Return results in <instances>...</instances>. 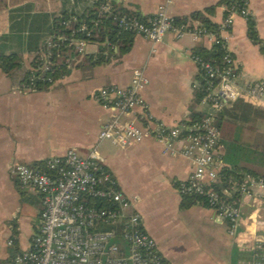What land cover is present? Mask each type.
<instances>
[{
    "label": "crops",
    "instance_id": "1",
    "mask_svg": "<svg viewBox=\"0 0 264 264\" xmlns=\"http://www.w3.org/2000/svg\"><path fill=\"white\" fill-rule=\"evenodd\" d=\"M62 2L0 0V49L5 54L21 53L26 64L29 55L26 43H22L28 35L26 17L38 19L39 15L37 45L43 58L41 49L47 38L40 32L41 15L55 14ZM111 3L144 18L162 9L171 18L186 19L184 23L191 28L201 26L199 21L189 17L192 13L202 14L215 27L225 12L221 0H110V7ZM71 5L80 11L91 2H71ZM247 9L259 44L249 40L247 23L239 17L219 34L226 39V48L240 73L239 87L254 81L264 83V0H247ZM210 47V40L194 39L190 35L175 38L165 34L155 44L133 35L126 52L118 54L113 47L112 52L105 55V61L96 64L98 47L86 44L81 54L67 62L63 73L48 88L38 92L13 87L10 78L0 72V212L5 206L12 207V211H6L7 227L3 238L0 235V260H10L18 252L28 249L38 228L35 205L40 198L33 190L18 189L11 167L41 165L47 159L64 155L69 149L84 157L95 146L100 128L112 115L99 106L93 94L100 87L111 84L128 86L133 70H142L147 79L140 96L154 120L166 126L186 120L196 77L191 54L195 49ZM244 97L247 96L240 93L228 104L234 105L238 101L244 108L247 106ZM255 102L264 108V102ZM202 110L200 105L195 108L196 112ZM227 123L224 115L222 124ZM224 152L220 144L219 154L224 167L241 168L240 164L224 161ZM96 155L115 179L119 190L133 200L143 229L153 238L167 264L256 263L254 247L264 241L254 240L248 251L242 253L241 250L248 235L256 231L253 219H264L263 201L238 198L236 206L241 218L235 235L229 236L225 225L215 221L213 212L201 202H181L174 185L186 180L192 170L190 161L178 155L162 154L160 145L150 137L125 150L102 142L97 145ZM128 166L135 171V187H128L122 179L121 171ZM16 203L29 207L30 214L16 215ZM7 241H10L9 245Z\"/></svg>",
    "mask_w": 264,
    "mask_h": 264
},
{
    "label": "built area",
    "instance_id": "2",
    "mask_svg": "<svg viewBox=\"0 0 264 264\" xmlns=\"http://www.w3.org/2000/svg\"><path fill=\"white\" fill-rule=\"evenodd\" d=\"M95 1H99L101 13L110 12V0ZM249 16L247 0L233 3L215 33L176 23L162 9L144 20L129 16L116 19L120 31L132 32L151 44L165 34L206 38L211 45L220 43L224 51L222 66L211 65L191 54L203 82L199 102L203 115L198 120H180L172 126L154 120L140 96L147 79L139 69L131 72L126 87H100L93 98L112 115L100 128L95 146L84 157L69 149L39 166L13 165L10 169L18 189L33 190L41 205L37 232L28 249L13 257L12 264H167L153 238L143 229L133 200L119 190L111 173L99 162L96 148L102 142L125 150L150 137L160 145L162 154L190 161L192 170L186 180L179 182L176 192L199 197L213 212L215 221L225 225L228 235H235L241 217L231 199L246 197L264 202V180L238 173L224 179V186L219 185L220 172L225 167L219 154L220 132L215 117L240 93L253 101L260 100L264 97V83L254 81L238 86L240 73L226 48V39L219 34L236 17L246 20ZM77 31H85V36H89L84 25ZM73 44L77 54H81L86 42L77 40ZM50 48L51 42L46 41L43 58L50 56ZM46 69L44 66L43 70ZM196 87L194 83L193 88ZM253 254L255 264H264V243H258Z\"/></svg>",
    "mask_w": 264,
    "mask_h": 264
},
{
    "label": "trees",
    "instance_id": "3",
    "mask_svg": "<svg viewBox=\"0 0 264 264\" xmlns=\"http://www.w3.org/2000/svg\"><path fill=\"white\" fill-rule=\"evenodd\" d=\"M62 1L58 12L55 14L41 15L40 28H42V30H40V32L45 33L47 38L46 41H49L52 44V48H50V56L48 58L45 59L41 57V51H39L37 45L39 42V15L38 19H35L33 16L26 17L27 19L25 23H27L26 31L28 32V35L22 39V43H26V53L29 55L26 64L22 61L21 53L11 51L5 54L3 49H0V72L10 78L13 87L19 88L22 91L26 87L28 92H38L48 88L51 83L63 73L67 62L78 55L73 44L74 41L77 40H84L86 44H93L98 47L97 55L94 60V63L96 64L105 61V55L110 54L113 47L116 48L118 54L126 52L130 45V37L134 34L132 32L120 31L116 25V19L121 16L136 17L141 20L146 19L136 13L127 11L125 8L116 7L113 3H111L112 7L110 12L101 13L98 8L99 1L89 0L91 5L80 11L74 10L71 2L75 4L86 0ZM243 1L244 0H221L225 6L224 16L227 9L233 3H241ZM189 17L199 21L201 23V28L210 32H216V26L214 27L209 24L202 14L192 13ZM71 18H74V21H71ZM185 20L186 19L183 18L174 19V22L184 23ZM245 22L247 23V37L253 44H259L251 17L249 16ZM80 25L85 26L87 32H89L88 37L85 36V31H77ZM216 37L218 38V36ZM5 40L9 39L5 38ZM18 40H21V38L18 37ZM11 42H13V40H11ZM45 43L43 44L42 49L45 46ZM223 53L224 51L221 48L220 43H216L212 44L211 47L206 50L200 48L195 49L192 52V55L201 61L209 62L211 65L222 66L223 63L221 58ZM44 66H47L46 70H43ZM194 83H197V87L193 88V98L189 109V115L186 119L188 121L198 120L203 115L202 112L195 111V108L199 105L202 96L201 89L203 88L201 72L197 69ZM225 112L226 110L222 109L215 117V124L220 131L219 145H223L228 137L226 124H222V117H224V115L226 117ZM238 173H247L264 180V169L256 166L247 167L242 165L241 169L235 168V170L234 167H225L220 172L221 179L219 180V185L222 186L224 179ZM178 184L179 183H176L174 185L175 188H177ZM179 196L181 202H184V200L190 202L199 201L204 205L202 200L197 196L188 194ZM237 200L238 197H233L231 199L235 206ZM39 203L35 205L36 209H38V217L41 211V205ZM12 260L13 257L10 258V260H0V264H12Z\"/></svg>",
    "mask_w": 264,
    "mask_h": 264
},
{
    "label": "rangeland",
    "instance_id": "4",
    "mask_svg": "<svg viewBox=\"0 0 264 264\" xmlns=\"http://www.w3.org/2000/svg\"><path fill=\"white\" fill-rule=\"evenodd\" d=\"M243 99H245L247 103V106L244 108L240 107L238 101L235 102L234 105L227 104L225 106L226 119L228 120L226 128L229 136L222 145L225 151L224 161L247 167L256 166L264 169V108L257 105V103L249 97H244ZM260 101L264 102V97H262ZM229 108L231 109L229 110ZM134 172L135 171L133 168H130V166L124 167L121 171L122 179L125 180L128 187H135L137 185L135 180L136 174ZM5 207L7 210H5ZM5 207L0 212V235H2V238L7 227L5 219L7 218L8 212L12 211V207ZM14 207L15 214L18 216L30 214L31 209H29V207L22 206L19 203H16ZM35 220V216H32V221ZM252 225L256 231L248 235L247 242L249 243L246 242L242 245V253L248 251L249 246L254 240L264 241V219L262 220L256 217L253 219Z\"/></svg>",
    "mask_w": 264,
    "mask_h": 264
}]
</instances>
